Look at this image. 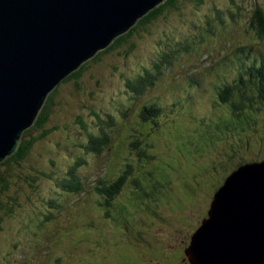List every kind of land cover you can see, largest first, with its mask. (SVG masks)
<instances>
[{
  "label": "rangeland",
  "instance_id": "rangeland-1",
  "mask_svg": "<svg viewBox=\"0 0 264 264\" xmlns=\"http://www.w3.org/2000/svg\"><path fill=\"white\" fill-rule=\"evenodd\" d=\"M255 8L264 12V0H203L199 5L181 0L178 12L152 24L147 32L136 29L131 35L136 45L133 53L112 52L103 62L92 64L94 69L78 79L80 90L71 83L58 86L53 96L58 106L51 109L47 124L48 129H58L37 141L27 160V185L13 193L21 202L20 210L2 220L0 264H57L55 259L60 264H183L190 236L225 176L229 177L239 162L264 160V103L250 102L246 113L237 118L222 105L217 110L199 101L205 89L227 87L225 81L230 80L232 69L241 72L234 56L226 59L230 49L247 43L264 49V23L253 19ZM169 47L177 49L175 57L155 74L153 84L141 95L128 91L126 82L149 69L154 60L158 63L159 54ZM249 52L251 58L259 59L260 51ZM219 78L225 79L215 83ZM147 98L150 118L146 120L147 113L141 110ZM175 98L179 103L174 104ZM155 103L157 109L163 107L169 114L159 111L156 117ZM170 105L176 111L168 109ZM92 112L102 120H95ZM109 115L114 116L112 122ZM203 116L209 121L198 123ZM79 118L86 124L85 130ZM193 119H197L195 124ZM218 119H222L221 125L213 129L212 123ZM238 122L250 130L239 133L243 124ZM99 125L107 132V141L100 153L90 152L83 159L86 163L77 166L81 188L73 194L61 191L56 184L72 161L84 157L82 146ZM177 127L183 141L174 144L176 136L170 146ZM232 133L244 138L235 141ZM31 135L39 132L32 130ZM159 144L166 152L157 153ZM229 146L234 152H229ZM110 158L112 162H108ZM120 171L126 183L117 197L118 205L124 207L115 210L111 222L104 218L106 211L102 215L105 208H96L95 201L89 207V200L94 185L102 179L109 185ZM137 177L141 189L136 188ZM166 197L169 204H165ZM82 206H86L85 212L78 214ZM79 217L83 219H76ZM30 218L32 228L23 227ZM176 227L182 230L172 231ZM73 230L78 231L70 234ZM82 237L86 239L83 246ZM49 246L55 253L50 258ZM17 247L19 254L13 255ZM20 250H25L24 256Z\"/></svg>",
  "mask_w": 264,
  "mask_h": 264
},
{
  "label": "water",
  "instance_id": "water-1",
  "mask_svg": "<svg viewBox=\"0 0 264 264\" xmlns=\"http://www.w3.org/2000/svg\"><path fill=\"white\" fill-rule=\"evenodd\" d=\"M165 0H0V163L48 96ZM184 254L189 264H264V162L214 195Z\"/></svg>",
  "mask_w": 264,
  "mask_h": 264
},
{
  "label": "trees",
  "instance_id": "trees-1",
  "mask_svg": "<svg viewBox=\"0 0 264 264\" xmlns=\"http://www.w3.org/2000/svg\"><path fill=\"white\" fill-rule=\"evenodd\" d=\"M203 0H192V2L196 4H201ZM181 0H165L162 4H160L157 8L147 14L145 17L140 19L135 27H133L128 33L117 38L107 49L96 54L91 60L84 63L77 71L63 79L58 86H62L63 84L71 83V85L80 90L82 88V83L79 84L78 79L82 78L86 72L92 71L94 68H91L92 64L101 63L104 61V56L112 53L118 52V54H131L135 51L136 45L131 40V35L136 32V29H139L141 32H147L148 28L158 22L159 20L166 19L167 15H171L173 12L176 13L179 11V5ZM253 12V19H259L264 23V12L260 8H255ZM218 17V16H217ZM252 26V24L250 23ZM264 26L261 30L263 31ZM177 49L174 47H169L164 54H159V62L157 63L154 60L153 64L149 69H144L139 75H136L133 79L128 80L126 82V88L128 91H131L132 94L141 95L143 90H147L153 84L155 79V74L160 72V68L167 66L170 64L169 59L171 57H175V52ZM235 52V51H234ZM233 52V53H234ZM238 74L237 78L234 79L231 83H227V87L224 85L221 87V91L218 90L217 96L222 106L228 108L227 110L232 113L235 117L241 118L243 114L249 108L250 102H261L264 103V71L256 68H248L242 69ZM91 68V69H90ZM90 69V70H89ZM243 70V72H242ZM156 72V73H155ZM58 93V87L48 96L42 110L40 111L38 117L36 118L34 124L23 132L22 138L20 140V144L15 151L14 154L7 157L2 163H0V231L2 230V220L10 217L14 211V214L20 210L21 202L17 196H13L14 191L19 192L21 185H27V175L24 176V170L27 166V160H29V156L33 153L34 146L36 142L42 139L45 135L51 133L58 128L52 127L51 129L47 128V124L50 123L49 114L51 113V109H56L58 106L56 103L54 104L53 96ZM253 94V95H252ZM148 108H146L147 110ZM219 109H222L219 107ZM147 111L144 113L146 114ZM92 115L96 118L95 120H99V114L96 112H92ZM109 121L112 122L114 119L113 115H109ZM100 120H102L100 118ZM79 125L81 129L85 130L86 124L82 119H78ZM240 127L239 133L243 134L244 130H250V127L244 124ZM96 134H90L88 136V141L82 147L81 154L84 157L78 156L72 164L70 168L66 172V175L63 179H61L55 187L59 188L61 191L67 193H76L81 188L82 179L79 176H76L75 171L78 170L77 166L81 165V162L86 163V156L91 152L98 154L102 151V146L107 141V132L104 130L102 125L98 126ZM32 130H36L39 132L38 136L29 137V133ZM149 137L153 140L152 135ZM240 138H244L243 136L238 135L237 140ZM245 143V142H244ZM243 143V144H244ZM101 147V148H100ZM251 151V150H250ZM255 159H249L246 162L254 161ZM52 165V162H50ZM242 164V163H240ZM125 181V176L120 177V180L117 181L120 185ZM26 182V183H24ZM109 186V185H108ZM35 188L34 186H31ZM185 188L190 191L188 185H185ZM113 192L116 193L119 189L118 186H114ZM167 198V202L165 204H169L170 199ZM31 199V198H30ZM169 199V200H168ZM33 201V200H31ZM211 200L209 201V203ZM13 214V215H14ZM26 218L28 215H25ZM33 221L27 219V223H23V227L32 228ZM91 226V224H90ZM199 227V225H198ZM197 228V227H196ZM195 228V230H196ZM182 230L181 227L172 228V231ZM194 230V231H195ZM33 235L32 232L29 233ZM170 235V233H169ZM20 236V235H18ZM20 248L17 247L12 253L13 255L19 254ZM20 254L24 256L25 250L23 252L20 250ZM183 264H187L185 259H182Z\"/></svg>",
  "mask_w": 264,
  "mask_h": 264
},
{
  "label": "bare ground",
  "instance_id": "bare-ground-1",
  "mask_svg": "<svg viewBox=\"0 0 264 264\" xmlns=\"http://www.w3.org/2000/svg\"><path fill=\"white\" fill-rule=\"evenodd\" d=\"M74 73V72H73Z\"/></svg>",
  "mask_w": 264,
  "mask_h": 264
}]
</instances>
